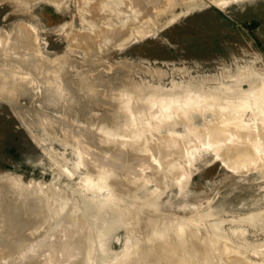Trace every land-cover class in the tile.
<instances>
[{
    "label": "rangeland",
    "instance_id": "obj_1",
    "mask_svg": "<svg viewBox=\"0 0 264 264\" xmlns=\"http://www.w3.org/2000/svg\"><path fill=\"white\" fill-rule=\"evenodd\" d=\"M229 1L0 0L1 41L38 58L0 95V264L264 261V0Z\"/></svg>",
    "mask_w": 264,
    "mask_h": 264
},
{
    "label": "bare ground",
    "instance_id": "obj_2",
    "mask_svg": "<svg viewBox=\"0 0 264 264\" xmlns=\"http://www.w3.org/2000/svg\"><path fill=\"white\" fill-rule=\"evenodd\" d=\"M229 1V0H228ZM234 2H236L235 0H234ZM216 3V2H215ZM214 3V4H215ZM220 3H222V1L220 2ZM225 3V2H224ZM229 3H230V1H229ZM218 4H219V2H218ZM227 4V3H226ZM224 5V4H223ZM21 28H23V26H20ZM20 27H19V29H20ZM115 28V27H114ZM123 28V27H122ZM18 29V28H17ZM24 29V28H23ZM21 30V29H20ZM25 31H23V30H21L20 31V35H21V37L19 36V33H18V37H19V39L20 38H22V31L25 33L26 32V29H24ZM112 30V29H111ZM15 31V30H14ZM19 32V31H18ZM23 33V34H24ZM112 33H113V31H112ZM116 33V32H115ZM15 34H16V32H15ZM15 34H13V35H15ZM28 33H26V35H27ZM126 34V33H125ZM36 35V34H35ZM108 35V34H107ZM115 35V34H114ZM85 36V35H84ZM88 36V35H87ZM111 37H112V35H110ZM109 36V37H110ZM3 37V36H2ZM5 37H6V35L4 34V38L3 39H5ZM11 37V36H10ZM27 37H28V35H27ZM90 37V36H89ZM118 37V36H117ZM9 38V37H8ZM7 38V40H9V39H11V38H15V36L14 37H11V38H9L8 39ZM29 38H30V36H29ZM28 38V39H29ZM82 38V37H81ZM1 39L2 38H0V48L2 47V46H4V43H10V45H7L8 47L9 46H11V47H13L14 49H13V52L15 53V51L17 52V50L18 51H22V52H19L18 54H19V56H18V54L17 55H11V54H9L10 55V60L11 61H13L12 60V58H13V56L15 57V56H18L19 58H21V60L18 58V57H16V58H18V59H16L17 60V62H15V60L13 61V62H15V64L13 65V62H11L9 59H7L8 60V62H11L12 63V65L10 66V67H7V66H0V95L1 96H3V97H6V98H9V96H10V94L12 95V93L11 92H13V90L14 91H16L15 89H17V87H20V85H22V84H24V85H27V84H29L30 85V83L32 84L33 82H32V79H33V75H31L28 71H27V66L26 65H24V63H29L28 61L31 59L32 60V56L33 55H36V53H34V54H32V55H30L29 56V54H28V56L26 55V53H28V51L26 52V53H23L24 52V46H26V45H24L23 46V48H20L19 46H17V44H18V38L17 39H15V40H17V41H12V42H7V41H5V40H3V41H1ZM23 39H25L24 37L22 38V40ZM80 39V38H79ZM84 40L83 41H85V38H83ZM92 39V38H91ZM20 41V40H19ZM25 41V40H24ZM88 41V40H87ZM22 42V41H21ZM26 42V41H25ZM32 42V41H31ZM86 42V41H85ZM24 43V42H23ZM27 43H28V41H27ZM27 43H25V44H27ZM88 43V42H87ZM29 45L31 44V43H28ZM19 45V44H18ZM6 48V47H5ZM10 48V47H9ZM30 48V47H29ZM17 49V50H16ZM34 49V48H33ZM32 49V50H33ZM10 50V49H9ZM15 50V51H14ZM26 50V49H25ZM29 50H31V49H29ZM31 50V51H32ZM36 51V50H35ZM11 52H12V50H11ZM33 53V52H32ZM2 56V55H1ZM8 56V55H7ZM12 56V57H11ZM6 57V56H5ZM9 57V56H8ZM36 57H38V56H36ZM26 58H28L29 60H25ZM34 59V58H33ZM36 59H38V58H35L34 60L37 62V60ZM31 60H30V62H31ZM34 60H32V61H34ZM22 61H26V62H23L22 63ZM36 62H33V68H35V64L34 63H36ZM61 63V62H60ZM4 64V63H3ZM30 64V63H29ZM36 64H39V63H36ZM46 64V63H45ZM32 65V64H31ZM54 65V64H53ZM25 67L26 66V68H23V67ZM51 67V66H50ZM33 68H32V70L30 71V72H34L35 71V69L33 70ZM36 69H37V67H36ZM45 70H47L46 68H44ZM51 69H52V67H51ZM29 70V69H28ZM52 71H54V70H52ZM36 72H37V70H36ZM49 74V72L46 74V75H48ZM44 75V74H43ZM45 75V76H46ZM37 76V75H36ZM39 76V75H38ZM41 77V76H40ZM43 77V76H42ZM50 76H48V78H49ZM46 78V77H45ZM44 78V80H46ZM53 79V78H52ZM56 79V78H55ZM58 79V78H57ZM50 78H49V80L47 79V81H49L50 82ZM46 81V82H47ZM57 81V80H56ZM45 81H44V83L45 84H49V83H46ZM52 83H50V85H51ZM34 85V84H33ZM49 85V87H51ZM53 85V84H52ZM55 88H56V85H55ZM54 88V89H55ZM59 88V87H58ZM22 89V88H21ZM51 89H53V87L51 88ZM53 89V92L55 91V93H54V95L52 94H50L52 97H54V99H55V97H56V95H58L59 94V89H57V90H54ZM90 91V90H89ZM51 92V90L48 92V93H50ZM56 92H58V94L56 93ZM60 93H61V91H60ZM56 94V95H55ZM113 94V93H112ZM48 95V94H47ZM13 96V95H12ZM59 96V95H58ZM57 96V97H58ZM112 96V95H111ZM56 97V98H57ZM98 97V96H97ZM240 97V96H239ZM243 97V96H242ZM109 98V97H108ZM52 99V98H51ZM247 99V98H246ZM246 99L244 100V101H246ZM252 99H254V98H252ZM15 100V99H14ZM251 100V99H250ZM256 100V99H255ZM195 101H197V100H195ZM205 101V100H204ZM252 101V100H251ZM172 102H173V100H172ZM192 103H193V101H191ZM241 102V101H240ZM248 102V101H247ZM195 104H197V102H194ZM242 103V102H241ZM260 103V102H259ZM243 105H244V103H242ZM248 104V103H247ZM257 104H258V102H257ZM253 105V104H252ZM238 106H239V104H238ZM241 106V105H240ZM245 106H250V105H245ZM244 107V106H243ZM206 108V107H205ZM231 108V107H230ZM235 108V107H234ZM238 108H240V107H238ZM245 108V107H244ZM244 108H242L240 111H243L244 110ZM248 108V107H247ZM246 108V109H247ZM245 109V110H246ZM162 110V109H161ZM239 110H238V112H239ZM250 111V110H249ZM236 114H237V112H236ZM239 114H241V113H239ZM242 115V114H241ZM239 116V115H238ZM242 117V116H241ZM234 118V117H233ZM236 118H238V117H236ZM236 118H234V119H236ZM240 119V118H239ZM239 119H236V120H239ZM243 119V118H242ZM235 121V120H234ZM227 122V121H226ZM232 122V121H231ZM242 122V121H241ZM240 122V123H241ZM228 123V122H227ZM226 123V124H227ZM229 124V123H228ZM232 125H233V122L231 123ZM230 124V125H231ZM236 124V123H235ZM242 124H243V122H242ZM229 125V126H230ZM231 125V126H232ZM241 125V124H240ZM240 125H238V126H240ZM246 125V124H245ZM227 127L228 129L227 130H229L230 128H232L231 126L230 127ZM237 125H235L234 127H235V130L237 129V127H236ZM247 126V125H246ZM246 126H245V129H247L246 128ZM226 127V126H225ZM233 127V128H234ZM253 127H255V126H253ZM239 128V127H238ZM242 128L244 129V126H241V130H242ZM240 129V128H239ZM249 129V128H248ZM214 130V129H213ZM217 130V131H216ZM238 130V129H237ZM240 130V131H241ZM252 129H250V131H251ZM224 131L226 132V128L224 129H215V132L213 133V135L214 136H221L220 134L221 133H224ZM246 131V130H245ZM244 130H243V132H245ZM252 132V131H251ZM250 132V133H251ZM231 133H232V131H231ZM231 133L229 134V135H231ZM249 133V134H250ZM225 134V133H224ZM238 134V133H237ZM240 134H244V133H240ZM239 134V135H240ZM205 135V134H204ZM246 135V134H245ZM248 135V134H247ZM246 135V136H247ZM209 136H210V134H209ZM242 136V135H241ZM211 137V136H210ZM263 137V136H262ZM212 138V137H211ZM231 138V137H230ZM201 139V138H200ZM260 139H261V137H260ZM134 140V139H133ZM264 140V139H263ZM220 141H222V140H220ZM227 141V140H226ZM233 141V140H232ZM254 141V140H253ZM261 141V140H260ZM170 142V141H169ZM228 142V141H227ZM238 142V141H237ZM122 143H125V140H123V142ZM172 143V142H171ZM208 143V142H207ZM170 144V143H169ZM174 144V143H173ZM211 144V143H210ZM168 145V144H167ZM172 145V144H171ZM170 145V146H171ZM175 145V144H174ZM217 146V145H216ZM202 147H203V145H202ZM206 147V146H205ZM223 147V146H222ZM256 147H257V145H256ZM85 149V148H84ZM243 149V148H242ZM255 149V148H254ZM258 149V148H257ZM257 149H255V151L257 150ZM261 150V149H260ZM233 151H235V150H233ZM246 151V150H245ZM83 152V151H82ZM193 152V151H192ZM192 152H191V154H192ZM259 152V151H258ZM88 154V153H87ZM90 154V153H89ZM193 154H194V152H193ZM244 154V153H243ZM252 154V153H251ZM189 155V154H188ZM248 155V154H247ZM247 155H245V156H247ZM239 156V155H238ZM241 156H243L242 155V153H240V157H239V159L240 158H244V157H241ZM237 158V157H236ZM253 158V157H252ZM138 175V174H137ZM85 180V179H84ZM87 180V179H86ZM88 181V183H90V182H93V179L91 178V179H88L87 180ZM105 179L102 181V185L103 186H105L106 185V183H105ZM85 183H87L86 181H85ZM87 183V184H88ZM101 186V185H100ZM103 186H101V187H103ZM104 188H106V187H104ZM103 188V189H104ZM99 189H101V188H99ZM102 189V190H103ZM9 196V195H8ZM11 197V196H10ZM26 197V196H25ZM8 199V198H7ZM22 201V200H21ZM23 202V201H22ZM108 202V201H107ZM24 203V202H23ZM31 203V202H30ZM35 203V202H34ZM6 205V204H5ZM28 205V204H27ZM25 206V205H24ZM33 206V205H32ZM3 207V206H2ZM28 207V206H27ZM27 207H25L26 209H27ZM35 207V206H34ZM16 208V207H15ZM20 208V207H19ZM17 209V208H16ZM35 209V208H34ZM1 210V209H0ZM28 210V209H27ZM33 210V209H32ZM43 211V210H42ZM1 212V211H0ZM7 213V212H6ZM136 213V212H135ZM96 214L97 215H100L101 214V210L99 211H97L96 212ZM1 215V214H0ZM12 215V214H11ZM7 217V216H6ZM133 221L134 222H136V223H139V218L136 216V217H133ZM13 221V220H12ZM15 222H17V221H15ZM140 223H142V222H140ZM118 224H120L119 222H118ZM181 228H179V230H181V231H179V232H182V231H184V224H182L181 223ZM116 227V225H109V227L107 228V230H108V233H110V230L109 229H111V228H115ZM135 227V226H134ZM14 229V228H13ZM142 229V228H141ZM143 229H144V237L146 238V240H155L156 242H158V243H160V244H165V246H167V244H168V242H167V240L168 239H171L172 238V236H170V235H168L167 233H166V231L162 228V227H158V226H155L154 225V222H152V221H150V219H148V218H146V220H144V223H143ZM107 230H105V232L104 233H106L107 232ZM16 234V233H15ZM189 234L190 235H192L191 233H190V231H189ZM64 236V235H63ZM66 237V236H65ZM191 237H194V239H196V237L195 236H191ZM15 238V237H14ZM92 238V237H91ZM174 238L175 237H173V240H174ZM190 238V237H189ZM178 239V238H177ZM191 240H192V238H191ZM197 240V239H196ZM42 241V240H41ZM153 241H151V243L153 242ZM178 241V240H177ZM181 242V244L183 245V240H180ZM185 241V240H184ZM193 241V240H192ZM16 242V241H15ZM179 242V241H178ZM178 242H176V243H178ZM194 242H197V241H195L194 240ZM199 243H198V245L200 244V241H198ZM34 243V242H33ZM44 243V242H43ZM150 243V242H149ZM170 243H172V240H171V242ZM55 244H57V243H55ZM153 244V243H152ZM155 244V243H154ZM153 244V245H154ZM174 246L173 247H175V248H177V249H174L175 250V252H176V250H178V245H177V247H176V244L174 243V241H173V243H172ZM207 244V243H206ZM58 245V244H57ZM159 244H155L153 247H154V249H152L153 250V252H154V255H155V257L157 258V253L155 254V252L156 251H158V253H159V250H163L164 248H165V246H164V248L162 249V247H161V249H159V250H156V247L158 246ZM201 245V244H200ZM204 245V243L202 242V247H203V249H204V251H205V249H206V247H205V245ZM152 246V245H151ZM168 246H169V244H168ZM183 247H184V245H183ZM183 247H179L180 249L181 248H183ZM200 247V246H199ZM201 247V248H202ZM205 247V248H204ZM223 247H226V246H222V248ZM158 248V247H157ZM159 248H160V246H159ZM167 248V247H166ZM166 248H165V251H166ZM200 248V249H201ZM50 249H52V248H50ZM170 249H172V246L171 247H169V251H172V253H173V249L172 250H170ZM184 249V248H183ZM202 249V250H203ZM201 250V251H202ZM179 251H181V250H179ZM185 251V250H184ZM183 251V252H184ZM228 252H227V254L226 255H224L225 253H223V257H225V259H226V262H227V264H255V262L253 263H250V261H248V260H246V259H243V258H241V257H239L234 251V253L231 255L230 253L232 252V249H229V250H227ZM164 251H162V253H163ZM167 252V251H166ZM191 252V251H190ZM203 252V251H202ZM201 252V254H203V256H201V257H204L206 254V252H203L202 253ZM160 253H161V251H160ZM161 253V254H162ZM172 253H170V254H172ZM181 253L182 252H180V256L178 255V251H177V256H179V257H176V258H174L173 256L174 255H170V258L168 257V252H167V256L165 255V252L163 253L166 257H167V259H164L163 257H164V255H162L161 256V254H158L159 256H158V258L160 257H162L161 259L163 260H161V261H159V264H197V262H195V260H193V258L192 257H194V254H192V252L191 253H189V254H191L190 256H189V258H184L183 256H181ZM175 254V256H176V253H174ZM187 254H188V251H187ZM200 254V253H199ZM200 254V255H201ZM196 255V254H195ZM152 256V255H151ZM87 257H89V255H88V253H87ZM171 257H173V258H171ZM200 257V258H201ZM206 257V256H205ZM205 257H204V259H205ZM169 258V259H168ZM153 260H155V263H157L156 261L157 260H160V259H153ZM150 263L149 264H152V258L150 257ZM155 263H153V264H155ZM205 263H207L206 261H205ZM204 263V264H205ZM118 264V263H117ZM124 264V263H123ZM130 264V263H129ZM200 264V263H199ZM202 264V263H201ZM208 264V263H207ZM257 264V263H256ZM259 264H264V261H262V262H260Z\"/></svg>",
    "mask_w": 264,
    "mask_h": 264
}]
</instances>
